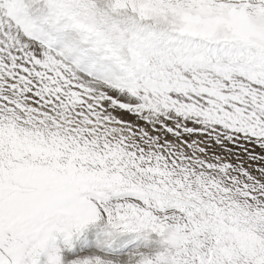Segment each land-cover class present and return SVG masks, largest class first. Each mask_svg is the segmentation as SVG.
<instances>
[{"label": "snow or ice", "instance_id": "obj_1", "mask_svg": "<svg viewBox=\"0 0 264 264\" xmlns=\"http://www.w3.org/2000/svg\"><path fill=\"white\" fill-rule=\"evenodd\" d=\"M96 222L264 264V0H0V264Z\"/></svg>", "mask_w": 264, "mask_h": 264}, {"label": "rangeland", "instance_id": "obj_2", "mask_svg": "<svg viewBox=\"0 0 264 264\" xmlns=\"http://www.w3.org/2000/svg\"><path fill=\"white\" fill-rule=\"evenodd\" d=\"M106 231L107 229H105L102 222L88 224L78 233H74L68 244L65 243L64 233L54 232V239L50 238L46 242V246L49 247L47 254L49 255L54 249H59L63 264H67V261L96 251L98 245L105 239ZM145 243L143 233L118 232L113 235L110 243L103 247V250L113 258L124 257L133 249L142 247ZM39 258L40 262L38 264H46L48 256L42 255Z\"/></svg>", "mask_w": 264, "mask_h": 264}, {"label": "clouds", "instance_id": "obj_3", "mask_svg": "<svg viewBox=\"0 0 264 264\" xmlns=\"http://www.w3.org/2000/svg\"><path fill=\"white\" fill-rule=\"evenodd\" d=\"M105 224L106 228V222H102ZM144 239H150L151 238V233H144L143 234ZM112 237H109L106 235L105 232V239L101 241L100 247L103 248L105 245L109 244L111 241ZM99 254L100 256V264H139L140 259H146L149 254H155V250L153 249H147V248H135L131 252L127 253L124 257H111L107 252H97L94 251L93 255ZM139 258V259H138Z\"/></svg>", "mask_w": 264, "mask_h": 264}, {"label": "bare ground", "instance_id": "obj_4", "mask_svg": "<svg viewBox=\"0 0 264 264\" xmlns=\"http://www.w3.org/2000/svg\"><path fill=\"white\" fill-rule=\"evenodd\" d=\"M49 247L46 246V244L44 245V248L42 250L39 251L38 256L36 257V264H38L40 262V258L39 256H48L47 252H48Z\"/></svg>", "mask_w": 264, "mask_h": 264}]
</instances>
